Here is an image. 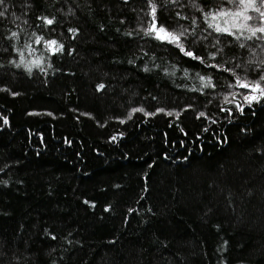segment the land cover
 Returning a JSON list of instances; mask_svg holds the SVG:
<instances>
[{"label":"trees","instance_id":"trees-1","mask_svg":"<svg viewBox=\"0 0 264 264\" xmlns=\"http://www.w3.org/2000/svg\"><path fill=\"white\" fill-rule=\"evenodd\" d=\"M152 2L198 59L149 0L0 3V264H264V40Z\"/></svg>","mask_w":264,"mask_h":264},{"label":"snow or ice","instance_id":"snow-or-ice-1","mask_svg":"<svg viewBox=\"0 0 264 264\" xmlns=\"http://www.w3.org/2000/svg\"><path fill=\"white\" fill-rule=\"evenodd\" d=\"M0 3H3V0H0ZM149 3L151 7L150 15L153 19L145 34L151 35L154 33L156 39L167 41L168 43H174L177 47L180 48L181 52H183L184 55L190 56L193 59H198V57H196L191 51L185 50L184 45L180 43L181 37L185 35L184 32L176 34L168 31L163 26L157 27L156 5L152 2V0H149ZM227 3L232 5V7H221L217 11L205 13V20L208 23V27L212 28L218 34L235 36L236 39H241L242 37L245 40H251L253 38L264 40V0H227ZM194 6L196 5L194 4ZM253 12L257 15H250V13ZM3 15L4 13L0 12V16ZM45 23L50 25L53 23V21L50 19H46ZM193 23H195V19H193ZM245 33H247V35H245ZM16 35L17 34L15 32L12 33L13 37H16ZM41 40L42 37L36 38L37 43H39ZM56 43L57 42L54 40L47 42L48 47L56 45ZM240 47L243 48L245 47V45L241 43ZM56 50H61V46H57ZM21 63H24L23 54H21ZM261 63H264V61H261ZM32 64L38 66L39 61H33ZM28 70L30 71L31 68L29 67ZM200 79L204 82V87L212 86V82L210 79L205 80L204 77H201ZM262 81H264V75H261L259 81L255 82H247L237 77L235 86L250 89V92L253 94L245 95L243 99L248 104H251L253 101H258L260 98L264 97V85H262ZM98 87L103 88L104 86L99 85ZM255 93H258V95ZM225 102H230L228 101L227 97H225ZM133 111L139 112L143 111V109H134ZM169 115H171V113H169ZM200 115L203 116L204 113H201ZM129 118H131V114ZM121 122L123 123V121ZM5 123H7L6 120Z\"/></svg>","mask_w":264,"mask_h":264}]
</instances>
